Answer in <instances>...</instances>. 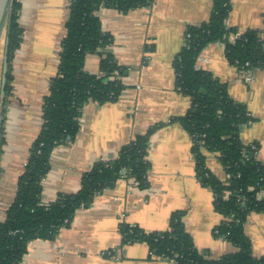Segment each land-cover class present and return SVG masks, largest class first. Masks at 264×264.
I'll use <instances>...</instances> for the list:
<instances>
[{
    "label": "crops",
    "instance_id": "obj_1",
    "mask_svg": "<svg viewBox=\"0 0 264 264\" xmlns=\"http://www.w3.org/2000/svg\"><path fill=\"white\" fill-rule=\"evenodd\" d=\"M22 42L11 63V95L5 102V145L0 151V221L12 202L29 149L42 126V101L59 64L64 25L70 0H17ZM227 27L239 32L263 30L264 0H233ZM212 0H154L145 8L122 14L100 8L96 15L112 43L101 50L126 68L123 91L114 103L89 101L81 110L79 131L68 144L54 148L50 171L42 180L41 202L79 190L81 177L97 161L117 158L122 146L157 124L149 138V188L138 189L130 178L95 196L92 204L75 212L71 225L52 240H34L20 264H170L148 258L144 243L122 244L120 226H136L146 233L166 231L174 211H183V223L199 251L219 258L236 251L213 229L222 216L213 207V193L200 184L191 155L192 141L174 116L190 107L189 98L175 88L174 57L184 45L185 28L206 22ZM6 34L0 48V80ZM264 50V45H263ZM99 55L85 59L84 70L99 73ZM196 67L227 85L231 99L246 105L254 122L242 129L244 144H258L257 159L264 164V69L246 78L224 58L221 43L209 44ZM207 168L221 181L226 174L216 155L205 153ZM256 257L264 254V213H250L244 224Z\"/></svg>",
    "mask_w": 264,
    "mask_h": 264
},
{
    "label": "trees",
    "instance_id": "obj_2",
    "mask_svg": "<svg viewBox=\"0 0 264 264\" xmlns=\"http://www.w3.org/2000/svg\"><path fill=\"white\" fill-rule=\"evenodd\" d=\"M154 0H70L65 22V36L57 72L49 81L42 101V126L33 140L21 175L17 179L12 202L0 221V264H20L34 240H54L62 228L71 225L75 212L88 208L95 196L112 189L119 179L130 178L134 185L149 188L147 160L151 135L163 123L137 135L121 147L112 161H97L81 177L80 188L72 194H59L49 205L41 202L42 180L50 171V157L55 147L71 143L79 131L83 106L118 101L124 86L120 80L126 68L118 65L111 54L101 50L112 43V37L102 32L96 12L100 8L114 9L122 14L148 7ZM233 0H212L208 20L189 25L184 32V45L174 57L176 90L189 98L190 107L170 123L179 124L192 141L191 155L200 184L213 193L214 210L222 216L212 234L231 243L236 251L219 258H210L207 251L195 248L183 223V211H174L166 231L146 233L136 226H120L122 244L144 243L148 258L173 260L175 264H264V254L256 257L244 224L250 213H264V164L257 159L259 145L253 150L240 138L242 129L254 119L245 104L234 101L227 85L208 71L196 67L197 58L209 44L221 43L224 58L241 69L248 63L252 70L264 69L263 30L239 32L227 27L226 20ZM20 4L12 0L6 37L7 73L4 104L11 95L13 81L11 63L22 42L23 31L18 23ZM264 26V14L262 16ZM99 55V73L84 70L88 55ZM0 129V151L5 145L4 128ZM216 155L226 179L221 181L206 166L205 153ZM151 253V255L149 254Z\"/></svg>",
    "mask_w": 264,
    "mask_h": 264
},
{
    "label": "water",
    "instance_id": "obj_3",
    "mask_svg": "<svg viewBox=\"0 0 264 264\" xmlns=\"http://www.w3.org/2000/svg\"><path fill=\"white\" fill-rule=\"evenodd\" d=\"M11 3L12 0H0V41L2 37L6 34L8 22L10 19V13H11ZM7 46H8V39L6 37L4 44V57H3L1 80H0V129L2 125V110H3L4 96H5L4 88H5L6 73H7V60H6Z\"/></svg>",
    "mask_w": 264,
    "mask_h": 264
},
{
    "label": "built area",
    "instance_id": "obj_4",
    "mask_svg": "<svg viewBox=\"0 0 264 264\" xmlns=\"http://www.w3.org/2000/svg\"><path fill=\"white\" fill-rule=\"evenodd\" d=\"M242 75L246 78H251L253 74V70L251 69L250 65L248 63L244 64V66L240 69ZM251 147L253 150H256V146L254 144H251ZM264 196L263 191H259L257 194V198L261 199ZM151 255V253H149ZM170 264H175L173 260L167 261Z\"/></svg>",
    "mask_w": 264,
    "mask_h": 264
},
{
    "label": "rangeland",
    "instance_id": "obj_5",
    "mask_svg": "<svg viewBox=\"0 0 264 264\" xmlns=\"http://www.w3.org/2000/svg\"><path fill=\"white\" fill-rule=\"evenodd\" d=\"M1 43V42H0ZM0 45H2V44H0ZM0 48H1V46H0Z\"/></svg>",
    "mask_w": 264,
    "mask_h": 264
}]
</instances>
